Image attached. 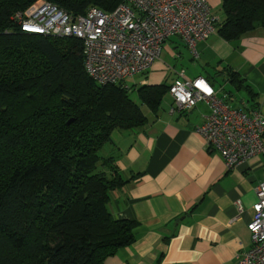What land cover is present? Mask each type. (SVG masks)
Returning <instances> with one entry per match:
<instances>
[{
	"label": "trees",
	"instance_id": "obj_1",
	"mask_svg": "<svg viewBox=\"0 0 264 264\" xmlns=\"http://www.w3.org/2000/svg\"><path fill=\"white\" fill-rule=\"evenodd\" d=\"M34 1L0 0V264H106L134 243L137 222L109 209L126 180L102 149L115 129L141 128L148 117L131 87L87 73L81 39L21 30L12 17ZM48 1L74 15L122 2ZM222 8L217 31L226 39L264 27V0H222ZM230 81L242 85L234 74ZM170 85L136 90L157 113Z\"/></svg>",
	"mask_w": 264,
	"mask_h": 264
},
{
	"label": "crops",
	"instance_id": "obj_2",
	"mask_svg": "<svg viewBox=\"0 0 264 264\" xmlns=\"http://www.w3.org/2000/svg\"><path fill=\"white\" fill-rule=\"evenodd\" d=\"M208 2L219 26L225 19L222 0ZM197 50L195 58L179 36L165 42L169 84L182 74L202 76L230 107L258 108L264 116L263 26L231 40L216 31L198 42ZM160 61L145 78H133L136 89L163 83L167 75ZM231 74L242 80L240 88L230 81ZM174 106L168 92L157 113L142 108L145 126L115 129L103 147L104 157H114L117 173L126 180L111 192L109 209L116 218L137 222L134 243L107 257L106 264H236L238 253L251 246L248 223L256 187L264 179V154L228 169L196 131L209 105L201 101L187 111Z\"/></svg>",
	"mask_w": 264,
	"mask_h": 264
},
{
	"label": "built area",
	"instance_id": "obj_3",
	"mask_svg": "<svg viewBox=\"0 0 264 264\" xmlns=\"http://www.w3.org/2000/svg\"><path fill=\"white\" fill-rule=\"evenodd\" d=\"M13 21L27 33L82 40L87 73L99 84H121L147 72L160 59L163 45L181 37L197 58L198 42L218 29L208 0H122L112 11L90 7L74 15L48 0L17 11ZM174 108L187 111L206 102L211 111L196 131L208 150L218 152L228 169L264 154V116L258 108L230 107L204 77L183 74L170 85ZM254 215L248 223L251 246L239 252L236 264H264V179L256 187ZM238 211L243 206L238 202Z\"/></svg>",
	"mask_w": 264,
	"mask_h": 264
},
{
	"label": "rangeland",
	"instance_id": "obj_4",
	"mask_svg": "<svg viewBox=\"0 0 264 264\" xmlns=\"http://www.w3.org/2000/svg\"><path fill=\"white\" fill-rule=\"evenodd\" d=\"M37 1H39V0H35L34 2H32L31 3V5L33 4V3H35V2H37ZM30 5V6H31ZM162 56L160 57V59L162 60V61H160V63L163 65V66H161L160 67V69L163 71V72H166L165 74L167 75L165 78H164V80H163V82L164 83H168V82H170V73H171V70H169L170 68H168V66H166L165 65V63H166V61H165V53H164V51L162 52V54H161ZM165 66V67H164ZM159 68H158V71L160 70ZM160 70V71H161ZM150 75V74H149ZM148 75V76H149ZM142 76H144V78L146 77V74L145 73H142L141 75L140 74H138V75H136V76H134V77H132V78H129V79H127V84H128V86L129 87H132V90L130 91V96L136 101V102H138L140 105H141V107L145 110V111H147V106L146 105H143L142 103H141V101H140V99H139V97H138V94H137V90H136V87H134V84H133V80L134 79H138L139 78V81H140V78L142 77ZM134 78V79H133ZM106 145H105V149H106ZM103 150V149H102Z\"/></svg>",
	"mask_w": 264,
	"mask_h": 264
},
{
	"label": "water",
	"instance_id": "obj_5",
	"mask_svg": "<svg viewBox=\"0 0 264 264\" xmlns=\"http://www.w3.org/2000/svg\"><path fill=\"white\" fill-rule=\"evenodd\" d=\"M32 34H36V33H32Z\"/></svg>",
	"mask_w": 264,
	"mask_h": 264
}]
</instances>
